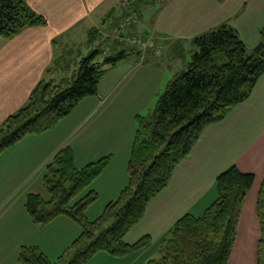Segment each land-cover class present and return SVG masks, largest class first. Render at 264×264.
I'll return each mask as SVG.
<instances>
[{
  "label": "crops",
  "instance_id": "crops-1",
  "mask_svg": "<svg viewBox=\"0 0 264 264\" xmlns=\"http://www.w3.org/2000/svg\"><path fill=\"white\" fill-rule=\"evenodd\" d=\"M131 1L24 0L33 11L45 17L46 24L24 27L10 37L0 36V124L26 103L40 80H58L74 70L77 63L73 57L69 58L71 46L82 37L88 43L90 29L108 36L111 30L119 28L125 18L123 15L130 13ZM142 3L147 6L148 15L134 14V22L126 28L125 35L152 33L162 45L160 56L150 52L142 54L129 43L118 45L121 49L131 47L136 63L131 68L149 70L148 79L158 69L168 68L165 73L169 71V78L182 70L186 66L184 46L190 51L195 36L221 23L231 24L247 48L259 42V29L264 24V0ZM92 36L100 37L98 33ZM131 56L125 52L120 60ZM116 63L112 65L114 68ZM108 66L104 73L113 68ZM151 79L144 84V90H148ZM107 96L99 93L97 87L95 94L80 99L52 128L28 134L0 152V195L10 190L9 196L17 194L18 197L25 182L26 188L34 178L36 182L42 181L46 164L60 148L68 145L73 149L77 167L111 155L108 165L89 185L96 191L97 199L87 207L85 214L89 219L96 217L127 181V160L135 130V123L130 122L134 119L130 117L141 112L137 104L131 108V115L120 123H125L124 135H113L115 130L107 134L105 131L119 123L116 112L122 109L114 102V97L108 103ZM150 102L149 99L148 106ZM231 164L243 172L253 173L254 178L243 199L227 264H257L260 228L256 200L264 177V73L245 100L234 105L221 120L203 128L191 150L173 168L166 187L151 198L142 217L125 235L128 243L147 235L149 244L122 257L100 251L83 264H142L155 258L159 241L178 218L185 213L200 214L216 198L215 178ZM0 202V264H17L21 245H36L48 257L59 256L80 232L78 224L67 216L39 225L29 218L24 200ZM15 227L19 229L17 233Z\"/></svg>",
  "mask_w": 264,
  "mask_h": 264
},
{
  "label": "trees",
  "instance_id": "trees-1",
  "mask_svg": "<svg viewBox=\"0 0 264 264\" xmlns=\"http://www.w3.org/2000/svg\"><path fill=\"white\" fill-rule=\"evenodd\" d=\"M134 14L141 15L138 10ZM134 14L130 11L123 15L121 31L134 22ZM126 16L132 17L128 23ZM45 24V17L24 0H0V36L10 37L24 27ZM93 33L104 36L92 28L88 32L90 42L97 39ZM133 35L152 37L159 53L154 54L151 47L145 53L160 56L162 45L152 33ZM259 35L262 45L258 52L248 51L237 30L226 22L191 40L187 65L167 81L150 112L135 115L127 181L93 219L85 214L97 199L89 185L108 165L111 155L77 167L73 149L68 145L60 148L42 174L47 196L27 193L24 208L35 224L45 225L58 216H67L78 224L80 232L54 261L36 245H21L17 264H83L100 251L122 257L145 248L149 236L128 243L126 233L142 217L151 198L166 187L173 168L188 154L203 128L221 120L250 95L264 73V24ZM99 52L95 48L81 57L70 75L42 79L33 87L26 103L0 124V152L28 134L52 128L80 99L95 94L104 65L115 64L126 51L121 49L102 61L96 59ZM217 54L224 56L222 64L215 63ZM253 178V173L243 172L235 164L221 171L215 178L216 198L200 214L185 213L178 218L159 241V256L142 264H227L243 199ZM256 211L260 228L257 264H264V177Z\"/></svg>",
  "mask_w": 264,
  "mask_h": 264
},
{
  "label": "rangeland",
  "instance_id": "rangeland-1",
  "mask_svg": "<svg viewBox=\"0 0 264 264\" xmlns=\"http://www.w3.org/2000/svg\"><path fill=\"white\" fill-rule=\"evenodd\" d=\"M142 1H147L149 3V5H155L156 2H159V0H137L136 4L132 5L130 7V11H132L133 14L136 13V11L139 9L138 14H141V15L144 14L145 16L148 15L147 6L144 5L142 3ZM135 6H137L138 8H135V10L133 11L132 8ZM140 24H141L140 26L142 29V23H140ZM119 30H120V28H119ZM120 32L125 33V30H122V31L120 30ZM76 41H78V40H76ZM78 43H80V44H78ZM119 43L120 44L125 43V45H127L129 42L122 41L118 38L117 28L115 31L111 30V32L108 34V36H106V35L100 36L92 42L89 41L88 43H86V42H84V37H82L79 42H77L74 46H71L72 48H71V51L69 54V58L72 59V57H73L74 61L77 63L81 57L87 55L90 51L97 48L100 50V52L97 54L96 59L99 61H102L105 56L110 55L112 53H114V54L118 53V51L121 50V45L120 46L118 45ZM129 45H130V43H129ZM255 46H256V44H255ZM255 46L247 48L248 51H253V48ZM133 47L137 48L134 45H132V48ZM184 47H185L184 57H185L186 65H187L189 58H190V51L187 49L188 48L187 46H184ZM130 49H131V47L128 48V46H124V50H126V52H129V56L134 54V53L130 52L131 51ZM141 51L143 52V54L145 53V50L144 51L141 50ZM134 59H135V57L131 56V57H128L124 60H120L119 62L116 63L117 65L115 68L111 65V67H113V68L109 69V71L105 72L104 75L102 76L103 78L99 81L98 92L104 96L108 95L106 98L108 103L111 100V97H114L115 98V99L113 98L114 102H116V104L118 106H120L119 109H121V107H122L120 112L119 111L116 112L118 114L117 120L119 123H114V125L111 126L113 129H111V130L108 129L107 131H105V133H107V134H109L111 131L115 130L116 133L113 135H116V136L124 135L123 127H125V123L121 124V125H120V123L125 121V119H128L129 115H131L130 114L131 108L137 104V105H139V107L141 109L140 110L141 112H138V114L145 115L148 112H150L153 109L158 96L163 92L167 81L170 79L169 78L170 75L168 74L169 71H167V73H165V71L168 68L167 69H164V68L158 69L159 71L158 70L155 71L154 76L151 77L152 79L150 78L151 84L147 87L148 90H144L143 86L147 81L150 80L148 78L151 74H150V72H148L149 70L145 69V71H144V69H142L141 67L134 66L133 68H131L133 64H136ZM167 59H169V58H167ZM224 60L225 59H224V56L222 54H217L214 57V61L216 64H222L224 62ZM183 62H184V60H183ZM170 64H173V61H171ZM104 66L107 67L108 65L105 64ZM143 67H147V66H143ZM68 75H70V74H68ZM105 80H107V81L105 82ZM149 99L151 101L150 106H148L149 105ZM128 100L131 102L128 103L127 102ZM106 106H107V104L104 105V108ZM146 106H148V107L145 108ZM130 118L134 119L135 116L130 117ZM130 122H133V124H134L135 120H132ZM102 128L104 129V126H102ZM41 180H42V178H41ZM29 182L30 183L28 184V187H26V188L24 187V185L26 184V182H25L22 189H20L18 191V197H17L16 192H13L14 194H16V196H13V197L9 196V195H11L10 190H7L5 195H3V196L0 195V201H3V200H25L26 194L31 192V191L38 192L45 197L47 196V192L42 187V181L36 182L35 178H34L32 181H29ZM0 191H1V189H0ZM19 192L21 193L20 199H19ZM1 204H2V202H0V206H1ZM16 206H19V204ZM15 231H16L15 233H17L19 231L18 227H15ZM158 256L159 255L157 252L154 257H158ZM57 257L58 256H55V254H54V256H50L49 258L54 261L57 259Z\"/></svg>",
  "mask_w": 264,
  "mask_h": 264
},
{
  "label": "built area",
  "instance_id": "built-area-1",
  "mask_svg": "<svg viewBox=\"0 0 264 264\" xmlns=\"http://www.w3.org/2000/svg\"><path fill=\"white\" fill-rule=\"evenodd\" d=\"M131 16H126V22L128 23L129 21H131ZM120 32V30H118L117 32V36L120 40L122 41H127L130 44L134 45L135 47H137L136 49L141 51V50H146L148 47L154 48L153 49V53L154 54H158L159 53V47H155L156 45H154L153 39L152 37H149L147 39H144L142 36L139 35H132V36H128V37H123L121 34H118ZM142 52V51H141Z\"/></svg>",
  "mask_w": 264,
  "mask_h": 264
},
{
  "label": "water",
  "instance_id": "water-1",
  "mask_svg": "<svg viewBox=\"0 0 264 264\" xmlns=\"http://www.w3.org/2000/svg\"><path fill=\"white\" fill-rule=\"evenodd\" d=\"M262 42L259 41L256 46L253 48V52H258L261 48Z\"/></svg>",
  "mask_w": 264,
  "mask_h": 264
}]
</instances>
